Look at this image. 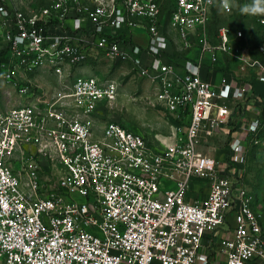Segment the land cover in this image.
Returning a JSON list of instances; mask_svg holds the SVG:
<instances>
[{
  "label": "built area",
  "instance_id": "built-area-1",
  "mask_svg": "<svg viewBox=\"0 0 264 264\" xmlns=\"http://www.w3.org/2000/svg\"><path fill=\"white\" fill-rule=\"evenodd\" d=\"M222 3L172 0L166 22L159 0H49L28 13L0 4V264H264L243 182L264 126L262 96L244 81L264 85V62L242 30L236 44L228 27L210 33L215 10L233 11ZM173 50L187 54L165 61ZM227 55L247 74L203 78ZM101 58L146 79L151 92L130 100L160 111L167 133L105 120L118 84L83 68ZM241 109L251 115L240 121Z\"/></svg>",
  "mask_w": 264,
  "mask_h": 264
},
{
  "label": "rangeland",
  "instance_id": "rangeland-1",
  "mask_svg": "<svg viewBox=\"0 0 264 264\" xmlns=\"http://www.w3.org/2000/svg\"><path fill=\"white\" fill-rule=\"evenodd\" d=\"M48 1L49 0H0V4H4L11 9L18 8L21 11L28 13L46 5ZM159 1L161 2V7L165 12L169 7L170 0ZM230 2L233 7L231 14L226 15L220 13L218 10H215L216 19H214V23H212V26L214 27L213 32H215L220 26L228 27L230 29V37L234 40L233 33L237 29H240L249 41V34L252 33L251 30L253 28L252 15L240 14L241 9L246 5V2L243 3V0H230ZM165 29L174 41V32L169 31L168 27H165ZM4 32L5 27L3 22L0 20V46ZM135 32L136 34L134 35V40L143 44L145 40L144 35L140 33L141 31L139 28L135 29ZM259 37L252 35L251 39L254 43H256ZM234 44H236L235 40ZM174 45H179L178 41L173 43V46ZM184 54H187L186 51H184ZM225 58L226 59L224 60L223 58V60L228 64L227 71L231 73L236 72L239 75L247 74L246 71H240L238 69L239 65L233 58L228 55ZM256 58L264 62L262 55H257ZM83 68H90L91 70L99 71L101 74L114 79L118 84L119 95L117 97V101L113 107L102 111V114H104V117L106 118L105 120L112 119L120 121L131 130L137 132L151 131L167 133L169 131L168 127L165 126L166 119H164V115L160 111H157L145 104L130 100L131 96L148 94L151 92V89L146 79L140 78L134 71H132L129 63H114L106 60L105 58H101L93 59L92 61L87 62ZM80 73L88 74V71H79V74ZM262 119L264 125V115L262 116ZM219 136L220 134L212 137L213 142L212 139H209L213 145L210 144L207 150L212 156H219L220 154L222 156L223 148L218 145L217 141L224 143L228 139V135L226 134L223 138L222 136ZM243 182L253 194V208L259 215L264 231V126L262 132L260 133V142L250 148L247 153L243 172ZM78 198L81 199L80 197ZM226 228L227 226L223 225L221 230L224 231Z\"/></svg>",
  "mask_w": 264,
  "mask_h": 264
},
{
  "label": "trees",
  "instance_id": "trees-1",
  "mask_svg": "<svg viewBox=\"0 0 264 264\" xmlns=\"http://www.w3.org/2000/svg\"><path fill=\"white\" fill-rule=\"evenodd\" d=\"M172 0H170L169 1V3L171 2ZM44 6V5H43ZM162 11H163V8H162ZM240 14H242L241 12H240ZM163 15H164V21L166 22V19H167V17H168V15H169V11H168V9L164 12L163 11ZM242 15H244V14H242ZM164 22V23H165ZM252 22H253V24H252V30H251V32L252 33H254V34H252V33H250L249 34V41L247 40V43H248V45H249V50H250V54L252 55V57H257V55H260L259 53H258V51H257V45H258V43L264 38V28H262L261 26H259L258 24H256V22L254 21V19L252 18ZM212 23H214L213 21L210 23V25H209V31H210V33H214L213 31H214V27L212 26ZM229 31H230V29H229ZM252 35H255V36H260L259 37V39H258V41H256V43H254L253 41H252V39H251V37H252ZM174 51V53H173V56H166L165 57V61H168V62H176V61H178V60H180V59H183L184 57H185V55L186 54H184V51H177V50H173ZM5 52V48H1L0 49V56L3 54ZM186 53H187V51H186ZM263 60H264V56H263ZM0 91H1V87H0ZM260 94V93H259ZM1 97V96H0ZM241 106V104L239 103L238 105H237V107H240ZM260 106H261V110H262V116L264 115V96H262V100H261V104H260ZM241 112H242V109H241ZM240 112V113H241ZM235 127H232L231 129L233 130ZM230 132L231 131H229L228 132V135L230 134ZM213 140V139H212ZM217 143H218V145L220 146V147H222V148H225L226 147V145H227V140L224 142V143H220V141H217ZM255 145H253L252 147H254ZM251 147V148H252Z\"/></svg>",
  "mask_w": 264,
  "mask_h": 264
},
{
  "label": "crops",
  "instance_id": "crops-1",
  "mask_svg": "<svg viewBox=\"0 0 264 264\" xmlns=\"http://www.w3.org/2000/svg\"><path fill=\"white\" fill-rule=\"evenodd\" d=\"M144 39H145L144 40V43H145V41H146V37L145 36H144ZM196 54H197L196 50H193L192 53H191L192 56H196ZM227 66H228V64L225 63L222 58L220 59V57H218V59L216 61V64H214V66H212V67H207V66L202 67L201 75L203 76V78H205V79L211 81L212 83L216 84V83L219 82V80H220V78L222 76L228 75V73H227L228 71L226 69ZM244 82H251L253 87H254V89L258 93H260L261 96H264V85L263 84H261V83H259L257 81H254V80L253 81L252 80L251 81L248 80V81H244ZM250 115H251L250 112L243 111V109H242V112L238 115V120H240V121L244 120V119L248 118ZM225 132H226V130H223V132L220 133L219 137L222 136V138H223V136L226 134Z\"/></svg>",
  "mask_w": 264,
  "mask_h": 264
},
{
  "label": "clouds",
  "instance_id": "clouds-1",
  "mask_svg": "<svg viewBox=\"0 0 264 264\" xmlns=\"http://www.w3.org/2000/svg\"><path fill=\"white\" fill-rule=\"evenodd\" d=\"M229 6L228 0H223L221 7L226 9ZM241 13L245 15L264 16V0H252L251 4L242 7Z\"/></svg>",
  "mask_w": 264,
  "mask_h": 264
}]
</instances>
